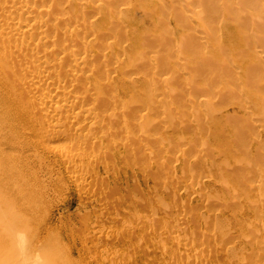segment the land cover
Instances as JSON below:
<instances>
[{"label": "rangeland", "instance_id": "1", "mask_svg": "<svg viewBox=\"0 0 264 264\" xmlns=\"http://www.w3.org/2000/svg\"><path fill=\"white\" fill-rule=\"evenodd\" d=\"M140 1H128V3L132 4V7H130L132 9L128 11L130 14L128 13L126 16L128 17L130 15V19H127L131 22L127 21L126 18L125 22L127 21L131 24L134 22L132 24L133 26L131 24L130 26L136 28L138 26L139 29L143 31L144 29L145 31L150 30L149 32L156 33L159 39L161 37L162 41L164 40L163 42L166 41V43H169L168 47L162 45L165 50H161L162 47H159L161 44L157 45L159 48L153 46V48L156 47L158 49L155 50L158 52L160 51V56L163 55L161 58L167 57L164 59L168 60L165 63L164 59L161 60L159 57L158 64L161 65L163 70L157 65L160 69L157 68L159 70H155V72L160 71L157 72V74L163 77V79L167 76L173 78L174 75V78H171L169 82L171 86L161 78L163 83L167 85L164 86L162 85L163 83L159 84V90L157 87L150 88H153L152 91H154V89L158 90V92L155 91V94L158 97L157 100L161 101L153 107V111L157 109V111H155L156 113L152 112V110L150 112L144 111V113H141L142 115L146 113L145 115L148 114V117H152L155 120L158 119L153 129L151 128L150 134H142L146 139L143 137L144 142H142V140L139 147L142 148L144 145L147 146H144V150H141L137 147L138 145H132L133 151L130 150L129 152H124L123 155H117V159L113 163L115 166L113 164V166L111 165L114 173L112 171H106L104 169L105 167L101 165L99 172L94 176L95 178L92 179L91 177L87 180L85 184H93L98 191H100V188H103V186L105 187L103 189L110 190L107 191L110 193H107L109 195L108 199H106L108 200L107 202H109L107 206L104 205V203L102 204L101 201H99L100 204L94 201L95 199L93 198L92 200L91 198L89 199L87 195L83 194V190L81 191L79 187L71 185L70 178H68L69 174H65L63 171L61 172V176L54 175L52 181L46 180V182H44L46 188L41 190L43 193V200L39 206L29 205L31 206L29 209L26 204L27 202H20L18 208L25 206L24 208H28V210H21L22 214L19 213L16 223L14 257H18H15L14 262L16 263L14 264H69V261H72V264H198L196 262L197 257L205 259V261L200 264H228L231 261L233 262L230 264H234V262L237 264H257L259 256L263 258V260L259 258L261 262L259 263L264 264L263 249H260L261 253H263V257H261L260 251H255L258 248L257 246L260 245L256 242L261 239L259 242L261 243L262 238L264 239V183L262 185V182H264V128L262 129L260 126L263 125L264 127V120L263 123L260 124L262 119H264V104H259L262 107L255 104L256 99L260 97L264 98V85H257L258 81L262 82L264 79V63L261 62L262 65L258 64L262 59L264 62V57H262L264 56V7L262 6L264 0H260L259 3L258 0H247L248 5L244 3L247 7L242 5L243 2H245L244 0H232L233 9L231 10H233V12L236 10L235 13L232 12L233 14H228L229 11L224 9V6L226 7V5L228 6V4H231V0H228L230 3L228 1H222L224 6H221V8L216 6L217 9L213 11L219 16H216L217 14L215 15L212 11H206L205 8V12L199 14L201 19L197 18L198 14L195 15V13H197V11L199 12V9L202 8L198 5L197 0ZM251 2L253 4L255 3V9ZM216 3H218L219 6L221 5V2ZM225 3L228 4L225 5ZM221 11L226 13H222ZM230 14L232 15L230 16ZM257 17H259V20ZM131 18L133 20H131ZM253 19H255V21ZM203 22H206V24ZM203 24H205L206 27ZM253 31L257 32L254 33ZM208 33L209 35H206ZM212 35L215 36V38ZM183 36H185L186 40H184ZM196 38L197 41L195 40ZM190 39H192L194 43L200 44V47L195 44L197 48H194L196 50L193 49L194 52L190 47L192 45ZM257 40L259 41L258 44ZM146 42L147 44L149 43L148 41ZM185 43H189V45L187 46ZM149 45H147L145 50L150 47ZM199 48H201V50H199ZM150 49L147 50L149 51ZM203 55L208 57V63L212 64H206L207 61L205 60L204 62L205 57ZM200 57L201 59L204 57L202 62L205 63L206 66L210 65L211 67L208 66L207 69L205 64L203 65L200 61ZM209 59L211 60L210 62ZM161 62L164 64H170L171 62L172 65L167 64V66H169L168 68L166 65L161 64ZM179 64L181 65L179 66ZM198 64H200L199 67ZM261 67L263 68L261 74H259L260 71L258 68ZM171 68H174V70ZM189 68H192V70ZM219 68L221 69L219 70ZM188 71L191 74H189ZM224 78L227 79L223 80ZM172 81H174V84ZM225 82L227 84L229 82V86L225 85ZM206 84L209 85L207 86ZM176 85H180V88L183 87L185 90L183 89V92H181V89H179V91ZM252 85H254V87ZM195 86H197V88ZM146 87L147 88L144 86L142 89H148L150 86ZM173 88L177 90H171ZM200 90H204L203 93L200 92ZM160 91H163L162 94H160ZM168 91V94L173 93L171 94L172 96H167ZM219 91L222 93L220 92L219 94ZM221 94H223V98ZM169 97L171 99L176 97V99L171 100ZM203 99L207 101V105L204 103ZM208 99L211 101H209L212 105L210 108L211 111L209 109L210 105L208 107ZM158 101H156V103ZM168 105L171 107L169 108ZM164 106L169 109H166V107L164 108ZM169 110L170 113L168 112ZM213 112L214 114H212ZM168 114H171V117ZM164 116L165 118H163ZM246 116L249 118L246 119ZM229 117H231L232 120ZM187 118H190V121ZM186 119L189 122L186 121ZM160 121L162 122L159 123ZM180 121L183 122V124L180 123ZM184 122H186L185 125L188 122V125L190 123L191 126H184ZM167 124H170V126ZM182 125L185 129L182 128ZM237 125H239V127ZM250 129L252 130L251 135L249 133V131L251 132ZM237 130H239V133ZM126 133L127 132L122 135H127ZM146 134L147 136L150 135V137L145 136ZM245 134L250 138L247 139ZM151 137L152 139L156 137L154 140L157 142H154ZM253 138L254 142L250 141ZM183 139L187 145L184 144ZM245 139L247 141H245ZM139 149L140 151L138 153L137 150ZM160 151L163 154L160 153ZM145 152H148L146 154L149 155V157ZM182 153L184 155H182ZM141 156L142 158H140ZM162 156L164 157L162 158ZM194 159H196L197 162ZM160 167L161 169H159ZM252 170L256 171L253 172ZM111 172L114 174L113 176ZM105 174H109L107 175L108 178L106 177L108 182L107 185L105 184ZM96 177H99L97 178L98 180H96ZM244 178L247 183L244 181ZM58 180H60V184ZM260 181H262L261 185H258ZM99 185H101V187H98ZM105 185L111 189L107 188ZM251 185L253 187H251ZM254 185H258L262 189L258 186V188L254 187ZM112 187L116 188V190L114 191ZM36 189L37 187L34 189L31 188L30 190ZM80 191L81 193L79 194ZM168 194H170L171 197ZM90 200L93 202L92 204ZM200 206H202V208ZM191 218L195 220V223L191 221ZM40 226L41 228L37 234L35 230ZM93 227L95 230L98 229L97 233L93 232ZM233 236L235 237L233 238ZM208 237H211L210 240ZM247 237L248 240H253L254 247L252 249L250 246L245 248V252L240 248L246 243ZM86 239L88 241H86ZM231 239H233V241ZM202 242H204V244ZM248 244L251 245L252 243L248 242ZM230 245L235 246V251ZM202 247H204L203 250ZM228 247H230V250L232 248V250L230 251ZM255 247L257 248L254 250ZM188 248L191 251H188ZM224 257L228 259L226 258V260ZM243 257H249V262H247V260L244 262V260H242ZM230 258L233 259L231 260ZM33 259H35V262ZM229 259L231 261H229Z\"/></svg>", "mask_w": 264, "mask_h": 264}, {"label": "bare ground", "instance_id": "2", "mask_svg": "<svg viewBox=\"0 0 264 264\" xmlns=\"http://www.w3.org/2000/svg\"><path fill=\"white\" fill-rule=\"evenodd\" d=\"M128 1L127 0H0V264H14V263H16V262H14L15 257H18V256L14 257V255H15L14 238H15V228L17 226L16 223H17V220L19 217V213L22 214L21 212L23 210H25V211L28 210V208H24L25 206H21V208H18V205L20 204V202H22V201L27 202L26 204L28 205L29 209L31 208V206H29V205L39 206L43 200V193L41 190L46 188V185L44 184V182H46V180L52 181V179L54 178L53 177L54 175L55 176L56 175L61 176V172L63 171V172H65V174H69L68 175L69 177L68 176L67 177L70 178V184L71 185L79 187L81 189V191L83 190V192H84L83 194L87 195V197H89V199L91 198V200H92V198H93V199H95L94 201H97V202L101 201L102 204L104 203V205L107 206V204L109 202H107L108 200H106V199H108V197H109L108 194H110L107 191H110V190L103 189V188H105L103 186V188H100V191H98L93 184L90 183L88 185L85 183L87 182V180L89 178H91V177H92V179L95 178L94 176H96L97 172H99L101 165H103L105 167L104 169L106 171H112L113 170L112 166L114 165L113 163L117 159V155H123L124 152H129L130 150L133 151L132 145H134V146L138 145L137 147L140 148L139 145L142 142H144V140H143L144 135H142V134L143 133L144 134L145 133L150 134L151 133L150 131L155 126L156 120H158V119L155 120L152 117L151 118L148 117V114L145 115L146 113L143 115L141 113L142 112L144 113V111L150 112L151 110H152V112L157 111V109L156 110L154 109L155 111H153V107H155L156 104H158L159 101H161V100H159V101L157 100L158 97L155 94L159 90L158 85L163 83V80H165V82L168 83V85H170L169 82H170L172 77L170 78L169 76H167L166 78L164 77V79H163V77H160L157 74V72H160V71L155 72V70H159L161 68V65H159L158 63H159V57L161 58V56H163V55L160 56V51L158 52L157 51L158 49L156 47H158L157 45L161 44L159 47L160 48L162 47L161 50H165V48L163 46L168 47L169 43H166V41L163 42L164 40L162 41L161 37L159 39V36L156 35V33H154V32H149L150 30L145 31V29H144V31H143V30L139 29L138 26H137V28L132 27L133 26L132 24L134 22L132 24L129 23V22H131L129 20L130 15L128 17L126 16L128 13L130 14V12H128V11H131V9H132V8H130V7H132V4L128 3ZM215 1L221 2V5L219 6L218 3H216ZM222 1L227 2L228 0H221V1H219V0H199L198 1L197 0L198 5L200 6V8L201 7L202 8L199 9V12L197 11V13H195V15L198 14V17L197 16L196 17L199 19L201 17V16L199 17V14L205 12V8H206V11H209V12L212 11V13H214L213 12V11H215L214 9H217L216 6H218V8H221V6H224V3ZM244 1L245 2L241 1V2H243L242 5L246 6L245 4H247L248 2H247V0H244ZM249 1H251V0H249ZM259 1L260 0H258V3H259ZM131 2H132V0H131ZM228 2L230 3V1H228ZM252 2H254V1H252ZM140 3H141V1H140ZM178 3H179V1H178ZM194 3H196V2H194ZM239 3H240V1H239ZM226 4H228V3H225V5ZM139 5H138V9H139ZM136 6H137V3H136ZM262 6L264 7V4ZM203 8H204V10H203ZM253 8L254 9L256 8L255 3L253 4ZM224 9L229 11L228 14L233 12V10H231V9H233L232 0H231V4H228V6L226 5V7L224 6ZM223 11H221V12L226 13ZM235 12H236V10L233 13H235ZM247 12H248V10H247ZM259 12H260V9H259ZM232 14H230V16ZM192 15H194V14H192ZM210 15H212V14H210ZM216 16H219V15L217 14ZM226 16H227V14H226ZM125 18L129 22H127V21L125 22ZM127 18H129V19H127ZM252 18H254V17H252ZM257 18L259 20V17H257ZM223 19H225V18H223ZM255 19H253V20L255 21ZM131 20H133V19L131 18ZM220 21H222V20H220ZM203 23L206 24V22H203ZM130 24L132 26H130ZM205 24H203V25L205 26ZM178 25H180V24H178ZM222 26H223V23H222ZM205 27H204V29H205ZM261 29H263V28H261ZM184 30H186V29H184ZM203 31H205V30H203ZM244 32H245V30H244ZM256 32H254V33H256ZM193 33H195V32H193ZM258 33H259V31H258ZM187 35H189V34H187ZM206 35H209V33ZM215 35H216V33H215ZM168 36H169V34H168ZM258 36H259V34H258ZM183 37H184V40H186L185 36H183ZM213 37L215 38V36H213ZM164 39H165V37H164ZM160 40H161V42H160ZM166 40H167V38H166ZM188 40H189V38H188ZM195 40L197 41V38ZM207 40H204V41H207ZM146 41H148L149 43L147 44ZM191 41H192V39H190V42ZM162 42L165 44H163ZM211 42H212V40H211ZM189 43H185V45L187 44V46H188ZM258 43H259V41L257 42V44ZM191 44H190L191 45L190 47L192 50L196 47L195 44L198 45V43H194L193 41L191 42ZM216 44L219 45L220 42H219V44L218 43H216ZM147 45L150 46V47L148 46L149 48H147V49L153 48V46H156V47L153 49H150L148 51L147 49L145 50ZM179 46H181V45H179ZM198 46L200 47V44ZM171 47H173V46H171ZM261 47H263V46H261ZM186 48H188V47H186ZM155 49H157V50H155ZM182 49H185V48H182ZM178 50H179V48H178ZM194 50H196V49H194ZM194 50H193V52H194ZM199 50H201V48H199ZM185 51H187V50H185ZM203 51H205V50H203ZM248 51H249V49H248ZM162 52H164V51H162ZM188 52H190V51H188ZM194 54H196V53H194ZM206 54H209V53L207 52ZM166 56H168V55H166ZM198 56H202V55H198ZM204 57H202V59H201V57L199 58V59H201L200 60L201 62L203 61ZM262 57H264V56H262ZM164 58H167V57H164ZM164 58H161V60ZM193 58H192V60H193ZM259 59H262V58H259ZM205 60L207 61L206 64H212V63H208V57L204 58V62H205ZM262 60L261 61L259 60L260 62L258 61L259 62L258 64H261V62L264 63ZM167 61H168L167 59L166 60L164 59L165 63ZM174 61H176V60H174ZM210 61L211 60L209 59V62ZM212 61H213V59H212ZM224 61H225V59H224ZM138 63H140V64H138ZM214 63H216V62H214ZM161 64H164V63L161 62ZM167 64L170 65L171 62H170V64L169 63H167ZM167 64H164V65H166V67L169 68V66H167ZM204 64L205 63H203V65ZM206 64H205V66H206ZM180 65L181 64H179V66ZM199 65L200 64H198V67H199ZM208 66H210V65L206 66L207 69H208ZM157 68H159V69H157ZM262 68L263 67L258 68L260 71L259 74H261ZM171 69L174 70V68H171ZM189 69L192 70V68H189ZM195 69H197V68H195ZM220 69L221 68H219V70ZM172 73H173V71H172ZM174 73H176V72H174ZM188 73H189V71H188ZM200 73H201V70H200ZM202 73H203V71H202ZM170 74H171V72H170ZM189 74H191V73H189ZM196 74H198V73H196ZM222 74H223V72H222ZM167 75H169V74H167ZM173 78H174V75H173ZM226 79L227 78H224L223 80H226ZM260 79H262V78H260ZM174 80H176V79H174ZM180 80H181V78H180ZM172 82L174 84V81H172ZM258 82H257V85H260V86L264 85V79L262 82L261 81H258ZM166 83L165 84L163 83L162 85L165 86V85H167ZM228 84H230V83L228 82ZM228 84L226 83L225 85H228ZM144 86H145V88H147L146 86H150V87H148V89H150L151 87H154V88L157 87L158 90L154 89V91H152L153 88L150 90H148V89L143 90L142 88H144ZM170 86H169V88H170ZM177 86L178 85H176V87ZM252 86L254 87V85H252ZM178 87H177V89L178 90L181 89V92H183V89L185 90V88H183L182 85H181L182 88H180V85ZM195 87L197 88V86H195ZM258 88H261V87H258ZM263 88H264V86H263ZM175 89L176 88H173L171 90L175 91ZM191 89H192V87H191ZM229 90H230V88H229ZM163 91H165V90H163ZM203 91L204 90H202V91L200 90V92H202V93H203ZM145 92H147V93H145ZM162 92L160 91V94H162ZM220 92L221 91H219V94H220ZM168 93H169V91L167 92V96L173 94V93H170V94H168ZM157 95H158V93H157ZM185 95H186V93H185ZM221 95L223 98V94H221ZM173 96H175V95H173ZM173 99H176V97ZM173 99H171V100H173ZM224 99H223V101H224ZM244 99H246V98H244ZM165 100H166V97H165ZM156 101H158V102L156 103ZM203 101H204V99H203ZM209 101L210 100L208 99V102ZM263 101H264V98L260 97L259 99L255 100V104L259 105L261 103L263 105L264 104ZM253 102H254V100H253ZM167 103H169V102H167ZM204 103L207 105V101H204ZM209 103H208V107L210 105V107H209V109H210L212 105H211V103L210 104ZM161 104H163V103H161ZM197 105H195V106H197ZM178 106H179V104H178ZM165 107L166 106H164V108ZM168 107L170 108L171 106L168 105ZM168 107H166V109ZM208 107H207V109H208ZM260 107H262V106H260ZM179 109H181V108H179ZM210 111H211V109H210ZM168 112L170 113V110ZM154 114H153V116H154ZM212 114H214V112ZM169 116L171 117V114ZM186 116H188V115H186ZM200 117H202V116H200ZM250 117H251V115H250ZM260 117H263V116H260ZM159 118H161V117H159ZM163 118H165V116ZM181 118H179V119H181ZM229 118H231V117H229ZM247 118H249V117L246 116V119ZM187 119H189V121H190V118H187ZM187 119H186V121H188ZM195 119H194V121H195ZM200 120H201V118H200ZM231 120H232V118H231ZM240 120H241V118H240ZM263 120L264 119H262V122L260 124L263 123ZM210 121H212V120H210ZM161 122L162 121H160L159 123H161ZM188 122L186 125H185L186 122H184V126H187ZM180 123L183 124V122H181V121H180ZM195 123H197V122H195ZM227 124H228V122H227ZM239 124H241V123H239ZM159 125H162V124H159ZM167 125L170 126V124H167ZM189 125H190V123H189ZM237 126L239 127V125H237ZM260 126L262 129L264 128L263 125H260ZM156 127H157V125H156ZM182 128H184L183 125H182ZM189 128H191V127H189ZM178 129H179V127H178ZM198 129H199V127H198ZM248 129H249V127H248ZM252 129H253V127H252ZM255 129H256V127H255ZM160 130H162V129H160ZM238 131L239 130H237V132ZM125 132H127L126 133L127 135L123 136L122 134ZM249 133L251 135L252 130H251V132L249 131ZM145 136H147V134ZM148 136L150 137V135H148ZM156 137H154V139ZM248 138H250V137L247 136V139ZM151 139H152V137H151ZM154 139H152V140H154ZM180 140H182V139H180ZM155 141L156 140H154V142ZM245 141H247V140L245 139ZM250 141L254 142V138L251 139ZM203 142H204V139H203ZM147 143H148V141H147ZM184 144H185V140H184ZM258 144H259V142H258ZM185 145H187V144H185ZM144 146H147V145H144ZM143 147L140 149L142 150ZM140 149L137 150L138 153H139ZM186 149H188V148H186ZM153 150H155V149H153ZM146 153H148V152H145V154ZM160 153H162V152L160 151ZM125 154H127V153H125ZM152 154H153V152H152ZM182 155H184V154L182 153ZM133 156H138V155H133ZM147 156L149 157V155H147ZM155 156H156V154H155ZM163 157L164 156H162V158ZM140 158H142V156ZM173 158H175V157H173ZM182 158H183V156H182ZM201 158H202V156H201ZM136 159H137V157H136ZM178 159L180 160L179 156H178ZM194 160H196V159H194ZM16 161H17V163H16ZM201 161H202V159H201ZM196 162H197V160H196ZM240 162H242V161H240ZM124 163H125V161H124ZM193 163H195V162H193ZM159 169H161V167ZM251 169H253V168H251ZM255 171H253V172H255ZM112 172H111V174H112ZM102 173H104V172H102ZM258 173H260V172H258ZM109 174H107V175H109ZM184 174H185V172H184ZM100 175H101V173H100ZM107 175L105 174V177H104L106 179L105 180L106 185L108 184ZM113 175L114 174H112V176ZM99 177H96V180H98L97 178H99ZM119 179H120V177H119ZM101 180H102V178H101ZM117 180H118V178H117ZM244 181H245V178H244ZM261 182L262 181H260L259 182L260 184L258 183V185H261ZM58 183L59 184L61 183L60 180H58ZM93 183H96V182H93ZM263 183L264 182H262V185H263ZM103 185H104V183H103ZM257 186L254 185V187H257ZM36 187H37L36 190H30L31 188L34 189ZM98 187H101V185H99ZM106 187L110 188L108 186H106ZM251 187H253V186L251 185ZM258 187L260 188V186H258ZM112 188H114V187H112ZM260 189H262V188H260ZM115 190H116V188H114V191ZM81 191L79 192V194L81 193ZM77 192H78V190H77ZM168 195L171 197L170 194H168ZM91 200H90V202H91ZM92 203L93 202H91V204ZM159 204L162 206V204L160 202H159ZM163 204H164V202H163ZM95 205H96V203H95ZM164 205H163V207H164ZM109 207H111V206H109ZM200 207L202 208V206H200ZM160 208H162V207H160ZM178 209H179V207H178ZM176 210H177V208H176ZM154 221H155V219H154ZM191 221H194V223H195V220L192 219ZM40 228H41V226L35 230V232H37V234H38V231L40 230ZM92 230L95 233H97V231H98V229L95 230L94 227L92 228ZM183 230H184V228H183ZM84 234H85V232H84ZM22 237H23V235H22ZM234 237L235 236H233V238ZM99 238H101V237H99ZM210 238L208 237L209 240H210ZM177 240H178V238H177ZM231 240L233 241V239H231ZM231 240H230V242L232 243ZM260 240L258 242H256V243L260 244L259 245L260 248H259V246H257L258 248L255 247L254 250L256 248L257 249L255 251H260V249H263L262 251L264 252V242H263L264 239L262 238V242L259 243ZM86 241H88V240L86 239ZM247 241L251 242L252 244L251 245L248 244ZM247 241L242 246L240 245L241 248L240 247L239 248L241 250L245 251L244 249L249 247V246L251 249L254 247L253 240H248V237H247ZM202 243L204 244V242H202ZM17 246H19V245H17ZM231 246L232 245H230V247ZM230 247H228L229 250H230ZM232 247L234 250L235 246H232ZM21 249H23V248H21ZM203 249H204V247H202V250ZM231 250H232V248H231ZM188 251H191V250L188 248ZM255 251H254V253H255ZM225 253H227V252H225ZM260 253H261V251H260ZM262 254L263 253H261V257H263ZM252 255H254V254H252ZM225 256H226V254H225ZM242 256H244V255H242ZM244 257L242 260H244V262L246 260H247V262H249L248 261L249 257L248 258H244ZM23 258H24V256H23ZM224 258L226 259L227 257H224ZM259 258H260V256L257 259L258 263L260 262ZM230 259L232 260L233 258H230ZM230 259H229V261H231ZM261 259L263 260V258H260V260ZM22 260H24V259H22ZM34 260L35 259H33V261ZM37 260L41 261L39 259H37ZM204 261H205L204 258H201V257L196 258V262L198 264L203 263ZM232 262L233 261L229 262L228 264H230ZM69 264H72V261H69ZM205 264H207V263H205ZM234 264H237V263L234 262Z\"/></svg>", "mask_w": 264, "mask_h": 264}]
</instances>
